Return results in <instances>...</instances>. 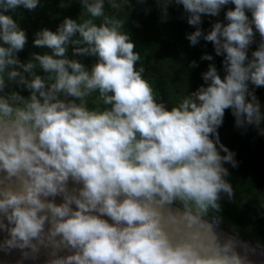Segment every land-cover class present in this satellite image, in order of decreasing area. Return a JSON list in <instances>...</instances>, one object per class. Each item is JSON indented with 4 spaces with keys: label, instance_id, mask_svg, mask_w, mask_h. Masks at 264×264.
<instances>
[{
    "label": "clouds",
    "instance_id": "clouds-1",
    "mask_svg": "<svg viewBox=\"0 0 264 264\" xmlns=\"http://www.w3.org/2000/svg\"><path fill=\"white\" fill-rule=\"evenodd\" d=\"M79 2L77 18L33 33L44 51L21 61L28 36L13 14L41 0H0V249L34 259L43 248L44 264H253L209 213L234 194L225 164L237 166L235 153L217 131L225 109L264 135L254 92L264 86V0H157L162 20L182 5L190 44L202 38L223 56V77L209 63L204 83L171 104L138 64L125 28L131 0ZM229 4L223 21L201 28L202 14Z\"/></svg>",
    "mask_w": 264,
    "mask_h": 264
},
{
    "label": "trees",
    "instance_id": "trees-1",
    "mask_svg": "<svg viewBox=\"0 0 264 264\" xmlns=\"http://www.w3.org/2000/svg\"><path fill=\"white\" fill-rule=\"evenodd\" d=\"M65 3L67 6L60 7V0H41V5L34 11L22 8L16 10L14 18L28 36L24 49L18 53L21 61L27 60L33 52L44 51L32 45L35 31L42 27L55 30L65 16H79V0H65ZM230 7L234 5H225L218 16L202 14L201 28L207 31L216 20L223 21L225 10ZM105 8L109 13L113 11L107 4ZM125 8V28L130 32L136 44L135 50L141 56L138 64H143L144 75L160 98L171 104L187 90L194 91L204 83L201 73L207 70L209 63H215L218 73L223 77V56L215 54L212 43L201 38L196 45H191L186 39V34L195 28L187 23L182 5L170 4L165 20L161 19L162 12L157 0H144L143 3L131 0V4ZM259 40V33H256L248 49L249 56ZM204 53L211 54L213 60H201ZM81 59L90 65L95 58L85 56ZM192 60L197 61V66H190ZM13 87L23 95L28 94L22 87ZM249 87L253 88L251 84ZM254 92L264 112V86L255 87ZM234 121L231 110L225 109L223 122L217 129L220 141L235 153L237 166L225 164L230 173L227 179L233 185L234 194L229 199L222 193L219 201L221 210L219 213L210 211L209 216H220L218 226L264 250V135L258 134L255 126L237 127ZM261 126L264 127V123Z\"/></svg>",
    "mask_w": 264,
    "mask_h": 264
},
{
    "label": "water",
    "instance_id": "water-1",
    "mask_svg": "<svg viewBox=\"0 0 264 264\" xmlns=\"http://www.w3.org/2000/svg\"><path fill=\"white\" fill-rule=\"evenodd\" d=\"M2 176L3 173H0V177ZM72 186H73V182L70 180L69 187L71 188ZM49 198L51 199V197ZM61 199L62 198L60 196L55 197V201L57 203H60ZM173 207H175V205ZM105 218L107 219V217ZM216 231L221 236V238L227 236H234L240 243L246 244L248 246L247 248L248 258L252 260L253 264H264V250L232 234L231 232L225 230L220 226H217ZM5 235H6L5 232L0 231V240H3ZM237 251L241 252V254H245V249L242 248L240 244L237 245ZM47 258H48L47 250L43 248L41 249L38 256L34 259L32 257H28V258L23 257L21 250L19 249H10V250L0 249V264H44Z\"/></svg>",
    "mask_w": 264,
    "mask_h": 264
}]
</instances>
